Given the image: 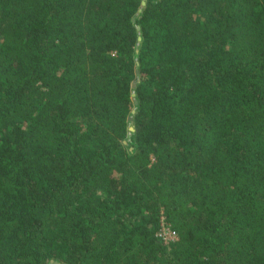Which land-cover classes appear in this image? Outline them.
<instances>
[{
    "label": "trees",
    "instance_id": "trees-1",
    "mask_svg": "<svg viewBox=\"0 0 264 264\" xmlns=\"http://www.w3.org/2000/svg\"><path fill=\"white\" fill-rule=\"evenodd\" d=\"M55 262L264 264V0H0V264Z\"/></svg>",
    "mask_w": 264,
    "mask_h": 264
},
{
    "label": "rangeland",
    "instance_id": "rangeland-1",
    "mask_svg": "<svg viewBox=\"0 0 264 264\" xmlns=\"http://www.w3.org/2000/svg\"><path fill=\"white\" fill-rule=\"evenodd\" d=\"M160 235L165 239V240H170L174 238L173 236L175 235V232L170 228L169 225L164 224L162 226V229L160 231ZM54 264H59L58 262H55Z\"/></svg>",
    "mask_w": 264,
    "mask_h": 264
},
{
    "label": "water",
    "instance_id": "water-1",
    "mask_svg": "<svg viewBox=\"0 0 264 264\" xmlns=\"http://www.w3.org/2000/svg\"><path fill=\"white\" fill-rule=\"evenodd\" d=\"M143 2H145V1H143ZM133 84H135V82H134ZM130 118H132V116H130ZM131 129H134V127H133V126H131Z\"/></svg>",
    "mask_w": 264,
    "mask_h": 264
},
{
    "label": "built area",
    "instance_id": "built-area-1",
    "mask_svg": "<svg viewBox=\"0 0 264 264\" xmlns=\"http://www.w3.org/2000/svg\"><path fill=\"white\" fill-rule=\"evenodd\" d=\"M173 237H174V238L177 237L176 233H175V235H174Z\"/></svg>",
    "mask_w": 264,
    "mask_h": 264
}]
</instances>
